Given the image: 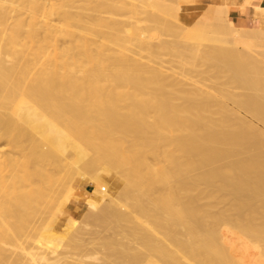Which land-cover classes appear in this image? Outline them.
Here are the masks:
<instances>
[{
  "label": "bare ground",
  "instance_id": "obj_1",
  "mask_svg": "<svg viewBox=\"0 0 264 264\" xmlns=\"http://www.w3.org/2000/svg\"><path fill=\"white\" fill-rule=\"evenodd\" d=\"M42 1L31 0V12L34 11L35 15L42 7L56 6L54 2L47 4V1L46 5ZM68 5L60 6L59 12L55 9L59 14L57 21L50 15L55 8L52 9V6L43 17L53 16L54 21H48L46 17L44 21L42 17V21L38 18V23L35 20L36 23L31 26L30 22L25 25L29 28H23L26 22L18 20L19 33L8 31L12 29L8 23L11 19L7 11L9 8L6 10L0 6V264H232L234 258L237 264H256L264 244L261 245L264 190L250 186L254 183L248 180L255 178L257 174L251 173L259 169L251 153L256 143L253 144L250 139L260 143L261 130L258 124L257 127L252 125L241 113L240 108L246 100L243 104L242 99L235 98V105L232 106L226 103L223 97L231 96L232 91L226 86L188 89L186 82L180 78L170 80L168 76L171 75L166 74L168 70L164 72L161 66L162 60L160 63L156 59V64L160 63V66L154 63L152 66L148 65L152 62L147 64L141 57L128 52L107 53L99 48L101 46L94 52L92 39L87 40L83 33L82 12L69 10ZM229 7V4L216 7V23L225 29L222 28L224 32H228L227 29L230 31L235 44L248 46L250 43L245 39L254 37L256 33L258 37L263 29L236 27L229 18ZM257 9L264 14V8ZM88 10H91L90 7ZM172 10L175 12L173 16L178 19L181 7L176 6ZM19 13L22 15L23 12ZM184 16L189 22L186 24L189 30L185 33L186 37L200 36L202 26L199 25L204 23L202 17L197 19V12L191 9H186ZM90 17H94V21L99 20H95L96 16ZM88 19L91 21V18ZM127 29L128 34L138 35L135 42L115 36L113 45L122 48L127 45L126 42L135 43L140 50L146 49L153 54L155 47H163H158L160 39L154 41L147 38L149 35H145L143 30L140 33L137 31L138 34L134 29ZM101 30L105 32L104 28ZM21 31L31 38L23 40ZM167 42L163 44L168 46ZM110 49L116 51L117 48ZM237 51L240 53L242 50ZM216 52L220 55L219 51ZM236 56H241V53ZM221 57L223 59L224 55ZM239 65L240 69H244L242 63ZM159 83L165 87L162 90L169 87L168 90L172 88L181 95L187 92V98L182 96L187 103L176 104L179 100L172 103L173 93L170 95L166 90L163 93L165 97L162 96L166 100H160L162 104L159 108L157 106L159 114L152 116L151 108L156 109L157 104L152 102L153 95L149 91ZM160 87L155 90L157 93L161 91ZM181 89L184 92H180ZM157 93L154 96L158 99ZM166 94L171 96L170 100ZM249 99L250 111H246L253 112L252 116L262 120L258 100ZM216 102L222 103L219 108H214ZM261 155L258 154V158H262ZM111 169H116L125 178L118 193L111 189L101 173H109ZM201 169L206 170V174H197ZM228 170L234 172H230L231 177L222 175ZM183 172L192 174L186 177ZM87 175L93 184L86 201V218H82L87 222L84 224L82 220L83 223L72 219L65 223L49 204L54 197L59 200L64 191L68 199L76 178ZM201 183L210 187L209 192L202 191L201 200L205 199V194L212 197L216 191L223 189L228 194L229 190V200L223 206L218 208L220 203L213 205L218 208L215 213L230 221L225 223L231 225L229 228L224 226L229 234L220 233L218 229L215 231V227L208 229V226L204 231V219L211 218L209 210L186 194V191L199 189ZM58 203L56 206H60ZM213 206L210 208L214 211ZM146 215L145 221L142 216ZM151 215L159 220L152 222V226L162 223L165 232L161 225L158 228L155 226L156 229L151 227L148 220ZM89 219L97 222L96 228L93 225L90 227ZM142 220L150 226L144 222L146 227L141 225ZM99 222H105V227L102 228L103 224ZM106 222L111 229H106ZM207 222L210 224V219ZM224 227L222 230H225ZM157 229L160 230L156 231V235L153 232ZM108 230L111 232L107 233ZM161 232L166 237L164 234L160 236ZM218 233L223 235L221 237L226 236L227 240L220 238ZM215 234L223 240L221 247V240L218 242ZM231 234L235 235L232 240V236L229 238ZM123 236L127 239L121 238L123 241H120L126 244L129 240L134 251H121L123 243L119 238ZM228 239L233 242V247V244L236 248L238 246L237 250L229 247ZM124 246L127 248V245ZM127 250L130 251L129 248ZM234 250L235 256L232 255ZM229 256H233L234 260H228ZM154 257L157 261L152 260Z\"/></svg>",
  "mask_w": 264,
  "mask_h": 264
},
{
  "label": "rangeland",
  "instance_id": "obj_2",
  "mask_svg": "<svg viewBox=\"0 0 264 264\" xmlns=\"http://www.w3.org/2000/svg\"><path fill=\"white\" fill-rule=\"evenodd\" d=\"M49 1L50 0H43L42 2L45 3V4H46V2H47V4H52L54 2L55 3L54 5H56V6H54L55 8L52 5H48L50 10H51L50 6H52V9L54 8L53 10L50 11L47 6H46L47 8L46 7H42L44 9L40 8L41 12H40V10H38V13L40 12L39 14L36 12V15L38 16L37 17L33 13L34 11L31 12L33 10V8H30V6L32 5L31 4V0H0V6L1 7L2 6H3V8L5 7L6 10L9 8L7 11L9 12V15H10L11 19L9 18L8 23L11 26L10 29L11 28L12 29L11 30L7 29V30L10 31V32L14 31V32H18L19 33V31H18L19 30L18 29V22H17L18 20H23V21L26 22V23H24L23 28H29L28 26L25 27V25L29 24V22H30L29 25L31 26V24H34L35 20L38 23L39 19H40V21H42L41 18L44 16L45 13L48 14V11H50L51 13L52 12L55 13V14H53V13L51 14L50 13V15H53L54 18H56L55 20L57 21V18L59 17V14H57V13L60 11V6H66V5L70 4L71 6L68 5L67 9H69V10H71L73 12L74 11L75 12H79V13L82 12V15L84 16V31H83V33H84L85 38L87 40L88 39L89 40L92 39V42L91 41L90 42L92 43L91 46H92V49H93L94 52H95L96 49L98 51L99 48H101V50L103 48V51L104 52L106 51L107 53H114V54H116V53L117 54H128V53L130 54L131 53L130 55H134L135 54L136 57H139V58L141 57L142 61H144V62L147 61L146 62L147 64L149 62H152V63L148 64V65L152 64V66H154L153 63L155 64V66H157V65L160 66V63H161V60H162L163 63H161L162 64L161 66L163 67L164 72H166L168 70L166 74L171 75V76H168V77H170V80L178 77V78H180V80H182V82H186L185 86L188 89L193 88L191 90H194L195 88H197L196 86H200V87H204L205 86L206 88L208 87V89L209 88H211V89H219L220 87L226 86L229 90L231 89L232 91H234L232 93V91L230 90L231 91V96L230 95L227 96V97L225 96L226 98L223 97V99H225L226 103H228L229 105L232 106V105H235V103H234L235 98H238L240 100L242 99L243 101L246 100V104H245V101H244L243 104H245V105H243L240 108V110H242L241 113L244 116H246V120L248 122H250L252 125L255 124L254 126H256L258 124L257 125L258 129L261 130L260 131L261 138H259L260 143L256 142L254 139H250V140H252L253 144L256 143V144H254L255 150L253 152H251V153H253L254 157L252 156V158L256 159V162H257L256 164L258 165L257 167L259 169H258V171H254V170L252 171L251 174L253 175L254 172H255V174H257V176L255 175L256 177L254 178L251 175L250 177H252V178H249L251 180H248V181L250 183H254V184H249L250 186L252 185V187H254V188L259 187V188H262V190H264V178H263L264 177V164H262V163H264V160H263L264 159V27H261L263 29V32H259L258 33V37L256 36V34H257L256 33V34H254V37L251 36L252 38H246L245 41L246 42L248 41L247 43H250V44L248 46H243L241 44H239V45L235 44L234 41H236V40L233 39V37L231 36L232 34L230 33V31L228 29H227V31L230 34L228 32H224L223 30H225V29L222 27L223 28V30H222V28L219 25H217L214 13H215L216 7H218V6L217 5H210L209 4L210 0H119V1H117V0H112V1L111 0H106L107 2L105 0H104V2L102 0H100V1L99 0H94V1L93 0H81L82 2L80 0H79L80 2L78 0H66V1L65 0H51L50 1L51 3ZM85 1H86V3H85L86 5L84 4ZM113 1H114V3H113ZM90 2L92 4H90ZM99 2H101L102 4L100 5ZM93 3H95V4H93ZM104 3H105V5L103 6ZM247 3H249V0L247 1ZM121 4H122V6H121ZM128 5L130 6V8L128 7ZM43 6H45V5H43ZM172 6L181 7V10H179V12H178V19L176 18V16H173V15H175V12H173V10L171 12V9L174 8ZM68 7H70V8H68ZM89 7H90V9L92 11L88 10ZM119 7L121 8L120 10H119ZM45 8H46V10H45ZM55 9H57L58 12L55 11ZM85 9H87V10H85ZM109 9H110V11H108ZM186 9L195 10L197 12V14H198L197 19L202 17V22L203 21H204V23L206 22L205 24L203 23L202 25L198 24L199 26H202V28H201V32L202 33L200 32V36H199V34H197L195 36L186 37V34L189 31L188 27L186 25V24H189V22H188V20H186V18L184 16ZM19 11L21 13L23 12L22 15H20ZM44 11H46V12H44ZM88 11L91 12L92 14H90ZM95 11H97V12H95ZM87 14H89L90 16H96L95 20L98 19V18H99V20L98 21L97 20L94 21L93 20L94 17H90ZM50 15H49V17H47L48 15H46L45 16L46 19H48V21L50 19H52L51 21H54L53 16H51L52 17L51 18ZM56 15H58V16H56ZM85 15H87V16H85ZM21 16L24 17V18H22ZM33 17H35V18L32 19ZM45 17H43L44 21L46 20ZM88 17L91 18L90 19L91 21H89V19H88V21L86 20ZM37 19H38V21H37ZM116 19H118V20H116ZM176 19L178 20V23L181 26V28H179L180 27L179 25H178L179 27L177 26V20ZM119 20H120L121 23L119 22ZM100 21H102L101 23L103 25V28H104L105 32L103 30H101L103 28H102V25H100ZM86 22H88V23H86ZM207 22L210 23V24H208ZM90 24H93V26L90 25ZM9 25L7 26V28L9 27ZM88 25H90V27ZM175 25H176V27H175ZM121 26H122V28H121ZM165 26H166V28H165ZM126 27L127 28L129 27V29H134V31H136V32L138 31L139 33L143 30V32H145V35H149V36H147V38H149V39L152 38V40H154V41H157L158 39H160L161 41L160 40L159 41L161 43L159 41H157L158 47L160 45L161 46L163 45V47H159V48L155 47V51L157 52V53L154 52L155 54L150 53L151 51H149V50L146 51V49H144V50L141 49L140 50V47H138L137 45H134L135 43H129L131 41L135 42L134 40H135V38L138 37V35H133L132 36L131 34H128V31H127L128 29ZM255 27H260V26H255ZM87 28H90V29H87ZM125 29H126L127 33L125 32ZM204 30H205V32H204ZM10 32H8V33H10ZM98 32H99V34H98ZM100 33H101V35H100ZM174 33H176L177 35L174 34ZM180 33H181V35H178ZM204 33H206V34L203 35ZM120 34H122V35H120ZM115 36L117 38H121V40H124V41L128 40L129 41V42H126L127 45L125 44L126 46H124V47L129 48V45H131L130 48L128 49V51L126 50L127 48H124V47L121 48L118 45H113L112 40L115 39ZM197 36H199V37H197ZM20 37L23 40L31 38V36H28V33H26V32H22L20 34ZM100 37H102V38L105 37V38L102 40V38H100ZM133 37H134V39H133ZM7 38L9 39V37H7ZM198 38H201V39L199 40ZM8 39H7V41H8ZM93 41L94 42L96 41V42L94 43ZM162 41H164L163 43L168 41L169 45L167 46V45L163 44ZM97 42H98V44H97ZM100 42H102V43H100ZM103 43H105V44H103ZM99 44H101V45H99ZM98 46H101V47L98 48ZM110 48H115V49L117 48V49L115 51L114 49L111 50ZM11 49H12V47H11ZM130 49H131V51H130ZM177 50H179V52H177ZM237 50H239V51L242 50L240 52L241 56H236V55L240 54V53H238ZM216 51H219L220 55H217L218 52H216ZM126 52H128V53H126ZM132 52H133V54H132ZM134 52H136V53H134ZM210 52H211V54H210ZM214 54H215V57H213ZM148 55H151L152 57H150ZM188 55H189V57H188ZM223 55H224L225 59L224 58L222 59L221 56H223ZM230 58H232V59H230ZM240 58H242V59H240ZM156 59L158 60V62H160L159 64H156V62H157ZM217 59H219V60H217ZM239 63L243 64L244 69H242V68L240 69L239 68L240 67ZM163 64H164V66H163ZM248 66H250V67H248ZM164 67H165V69H164ZM251 67H253V69ZM238 68L241 71L242 70L243 71L242 72L239 71ZM238 71L241 74L243 73V76H242L243 78L240 77L241 74H239ZM166 74H164V75H166ZM187 81L190 82L191 84H189ZM194 81H196V84H195ZM160 83H162V82H160ZM160 83L156 84L157 86L151 88L150 91H149V92H152V94H150V95L151 96L153 95L152 96V99H153L152 102H154V105L157 104L156 105V109H155V107H153L155 110H157L159 108V106L162 104V103H159L160 100H162V102H164V100H166V98L165 99L162 98V96L165 97V95H163V93L166 92V90L168 91V94H170V95L173 93V96H174V94H175L174 97L172 96L171 102L174 101V103H175L177 100H179V101L176 102V104L177 103L180 104L179 102H182L184 104L187 103L185 101L186 99L184 98V97L187 98V96H188L187 92H185L186 95H184L182 93L184 95V97H182L183 95H181V93H179V91L172 90V88L170 90H168L169 87H166L167 88L166 90L165 89L162 90L165 87L163 85H161ZM193 84H195V85H193ZM160 85H161V87H160ZM158 86L160 87L162 92L158 91V93H157L155 91ZM187 88H186V90H187ZM182 89L180 90V92L183 91ZM176 92L179 93L178 97H177L178 94ZM102 93L105 94L104 91ZM156 93L158 94V99L154 96ZM232 94H233V96H232ZM170 95H167V97H169ZM250 97H253L254 99L258 100L257 104L261 108V112H262L261 119L262 120H259L260 118H257V117L255 118L254 116H252V115H254L253 112H251V114H250V112L249 113L247 112L248 110L250 111V108H249L250 102H248V100H250L249 99ZM176 98H179V99H176ZM181 98H182V100H180ZM154 99H157V100L155 101ZM168 99L170 100L171 96ZM221 104H222L221 102H220V104H218V102H216V104L214 105V108L215 107L219 108L220 106H218V105H221ZM241 105H242V103H241ZM157 106H158V108H157ZM154 109L151 108V110H153V111H151L153 113L152 116H156V115L159 114L158 110H157V112H155ZM246 109H247V111H246ZM218 115H221V114L219 113ZM251 120H254L255 122L251 121ZM258 146H260V147H258ZM248 154H250V153H248ZM248 154H246L247 157H249ZM258 154H259V156L261 154H263V155H261V157L263 159L260 158V157L258 158ZM256 156H257V158H256ZM259 160H261V162ZM115 170L111 169L109 173H104V172H101V173L105 176L106 181L110 185L111 189L118 193L121 190V188L123 186V183L125 182V178L122 177V175L119 172H117V170L116 171ZM99 171H101V170H99ZM204 172L206 174V170L201 169V170L197 171V174L204 173ZM230 172H232V170H228L227 173L225 172L222 175H224V176L227 175V177H231V175L234 174V172H232V174ZM183 174L184 175L187 174L186 177L187 176L189 177V175L192 174V173L191 172H189V173L183 172ZM194 174H196V173H194ZM61 175L62 174H58V176H61ZM258 176H260V178ZM208 187L209 186H207L205 183H201L199 185V189L197 188V190H195L196 192L192 191L190 189L191 192L190 191H186V194L187 195L189 194L190 198L196 199L199 202V204L201 203L200 204L201 206L203 205V207L206 210H209L208 213H210L209 215H211V218H209L210 216L208 217L210 219V224L207 222V221H209L208 218H205L204 222H203L202 219H200V221H202L203 224H204L203 225L204 226V228H203L204 231L207 230L206 227L208 226V229L209 228L213 229L215 227L214 230L218 229L219 231H221L220 233H225V232L228 233V228L231 225L229 224L227 226L226 224L229 223L230 221L227 222L224 219L223 215L221 216V214L215 213V212L218 210V208L220 206H223L225 201L229 200V198H227V196L229 194V190H228V194H227V191L222 189V190H219V192L216 191L212 197H209V196H207L205 194V195H203V196H205L204 197L205 199H202V200H201V198L199 199V197H201L200 194L202 193V191H203V193H204V191H208L209 192L210 187H209V189H208ZM191 188H193V187H191ZM215 188H217V187H215ZM72 189H73V191L69 195L68 199L66 198V196H65L66 194H65V191H64L63 196L61 195L59 200L54 197L52 199L53 202L51 201L50 202L51 204H49V206H51V205L53 206V208L57 212L55 213V211H53V210L52 211L56 215H58V217L60 219L64 220L65 223H67L68 220H72L73 219V220H76L77 222H82L83 221L84 224H86V222H87L86 219L83 220L82 218H86L85 217L86 215L84 216V214H87L86 213V211H87L86 201L90 197V191L93 190V184H91L89 175H87L85 177H81V178L77 177L76 178V183L73 185ZM194 189H195V187H194ZM198 190H200V191H198ZM187 192H189V193H187ZM192 193H193L194 196L191 195ZM208 194H210V193H208ZM262 194H263L262 196L264 197V192H262ZM197 196H198V198H197ZM228 197H230V196H228ZM58 201H59V203H58ZM56 203H58L57 205H60V206H56ZM218 203H220V205ZM213 205H217V206L219 205V206L217 208L216 206H213ZM211 206L215 207L216 209L214 208V211H213V209L210 208ZM262 206L264 207V205H262ZM263 207H262V211H264ZM61 212H62V214H61ZM213 213H214V215H212ZM151 214H153V213H151ZM217 214L220 215L223 218H221ZM261 214L264 216V212L263 213L261 212ZM59 215H61V216H59ZM151 216L149 218H151L152 220L155 219L154 221H152L151 219L148 218V220L150 221L149 223H151L150 224L151 227H155L156 226L158 228V225L159 226L161 225V229H162V227H163L162 223H159V222H158L159 223L158 225L156 224L155 226H152V225H154V224H152V222L157 223L156 221L158 219H156V217H154V216H152V217ZM68 217L70 219H68ZM143 217H144V220H145V219H147L148 215L142 216V219H143ZM140 219L141 218H139L138 220H140ZM206 219H207V221H206ZM144 220H142V222L140 221L141 225H143V222L145 223L146 220L145 221ZM88 221H89L88 223L91 225V226L89 225L90 227L94 226L93 228H96L95 227V223H97L96 221H93L92 219H89ZM160 222H163V220H160ZM205 222L208 223L211 227L208 224H206ZM240 222H242V221H240ZM92 223H94V224H92ZM99 223H101L100 225L103 224V222H99ZM108 223L109 222H106V225H107L106 229H108L110 227V226L108 227V225H109ZM238 224H239V222H238ZM104 225H105V222L102 225V228H103ZM146 225L150 226V225H148V223ZM146 225H143V226L146 227ZM222 225H223V227L226 225V227H228V228L224 227L225 230H222L223 227L222 228L220 227ZM64 226L65 225H63L62 227H64ZM89 226H88V228H90ZM97 226H99V224ZM156 227H155V229H156ZM97 228H99V227H97ZM109 229H111V228H109ZM230 229H231V227H230ZM158 230H160V229L154 230L155 232H153V233L156 234L157 233L156 231H158ZM162 230H163V232H165L164 229H162ZM215 231H214V233H215ZM110 232H109V230L107 231V233H110ZM230 233H232V232H230ZM159 234H158V236H159ZM163 234H164V237H166L165 233H162V232H161L160 236L163 237ZM234 234L236 235V233H234ZM217 235L220 236L219 233ZM217 235L215 234V236H217ZM235 235L232 236V234H231V235H229V238H230V236H232L231 237V240H232V238ZM221 236H223V235H221ZM221 236H220V238H223V239L226 238V236L225 237H221ZM121 238L125 239V240L127 239L126 237L123 236V237L119 238V241H120ZM200 238H203V236H200ZM218 238L219 237L217 236V239ZM263 238H264V234L262 235V238H261L262 239L261 240L262 241L261 245L264 243V239ZM220 240L218 239V242L220 241L219 245L221 247V243L223 242V240L222 239H220ZM226 240H227V238H226ZM128 241L129 240L126 241L127 242L126 244H124V242L120 241L121 243H123L122 244L123 247L126 248V246H124V245H127V248L130 249V251H129V250H127V248L125 249V248L121 247L123 249V250L121 249V251L124 252V253H129V252H132L131 250H133V249H131V246H130L131 244ZM228 241H229V239H228ZM134 242H135V240H134ZM229 243H230L229 245H231L233 242L229 241ZM216 244L218 245V243H216ZM122 245H119V246H122ZM233 245L235 247V244H233ZM236 246H237V244H236ZM262 246L264 247V244ZM229 247H233V246L231 245ZM263 247L261 248L262 251H260L261 254L259 253L260 256L257 257L258 262L256 261V264H264V253H263L264 252V248ZM235 249L237 250L238 246H237V248L235 247ZM235 253L236 252L234 250V253L232 252V255L235 256L234 255ZM262 253H263V255H262ZM229 255H230V252H229ZM233 256H231V257H233ZM231 257L229 256L228 260H230ZM234 259H235V261H233V262L230 261V262L232 264H237L236 258H234ZM234 259L231 258V260H234ZM152 260L157 261L155 257L152 258ZM228 263H229V261H228ZM194 264H196V263H194ZM216 264H220V263H216Z\"/></svg>",
  "mask_w": 264,
  "mask_h": 264
},
{
  "label": "crops",
  "instance_id": "obj_3",
  "mask_svg": "<svg viewBox=\"0 0 264 264\" xmlns=\"http://www.w3.org/2000/svg\"><path fill=\"white\" fill-rule=\"evenodd\" d=\"M244 2L245 0H210L209 4L217 6L229 4V18L238 28L264 27V14H260V10L257 9V7L264 8V0H250L246 6L243 5Z\"/></svg>",
  "mask_w": 264,
  "mask_h": 264
}]
</instances>
